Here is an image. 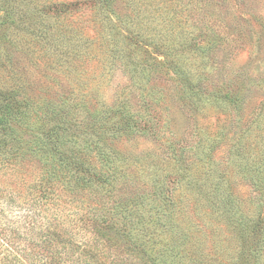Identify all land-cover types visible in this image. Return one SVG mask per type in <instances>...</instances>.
I'll use <instances>...</instances> for the list:
<instances>
[{
    "label": "rangeland",
    "instance_id": "374dc122",
    "mask_svg": "<svg viewBox=\"0 0 264 264\" xmlns=\"http://www.w3.org/2000/svg\"><path fill=\"white\" fill-rule=\"evenodd\" d=\"M0 48L23 112L22 144L0 149V264L94 262L83 242L131 264H264V0H0ZM53 128L95 148L81 156L107 190L27 150ZM119 201L156 226L136 251L100 226Z\"/></svg>",
    "mask_w": 264,
    "mask_h": 264
},
{
    "label": "trees",
    "instance_id": "16d2710c",
    "mask_svg": "<svg viewBox=\"0 0 264 264\" xmlns=\"http://www.w3.org/2000/svg\"><path fill=\"white\" fill-rule=\"evenodd\" d=\"M178 50L177 47L174 45H170V51L166 54L167 56L173 55L175 57H178L177 59H180L179 57H182L183 55L180 56L178 53H173V51ZM0 51L1 48H0ZM205 54V53H204ZM1 57V56H0ZM180 62V61H179ZM177 62V63H179ZM145 66V63H143ZM191 93H193V96H196L198 99H205L202 93L198 91V89H194L192 91V87H190ZM17 92L15 90H9L8 92H3L2 90L0 91V102L3 103L2 106H0V149H5V147L10 146L12 142L14 143L17 140H21V135L18 133V131L12 127L11 121L13 119L16 120L20 115H22V110L20 108L19 104H15V97H16ZM12 116H14L12 118ZM23 116V115H22ZM70 129V128H69ZM65 131L62 134H59L56 131V128H53V130H49L48 132H44V135L40 141H34L33 143L28 144V151L35 152V151H40L42 152L41 155L44 154V152H48L51 155H55L58 159H56L57 162L59 160L63 164L65 168L68 167H74L76 170L80 171V174H85V173H91L92 177H85L84 179L87 180V182L91 183L93 188L96 187V185H99V187H96L100 192H103L104 190H107V184L108 180H103L98 174L92 173L90 171V167L86 165V161L84 160L85 156H81V154L84 155V153L81 152V150H85L88 154H91L93 150L95 149L94 147L91 148L90 145L86 146L88 147L87 149H81L79 148L78 145L75 144L77 141L76 134H72V132ZM56 132L59 134V137L57 136ZM64 137H68V139H65ZM103 141V140H102ZM16 144H22V142H16ZM104 144V141H103ZM23 145L17 146V147H22ZM44 151V152H43ZM100 152V156L106 160H108V155L105 150H98ZM60 163V162H59ZM258 170V169H257ZM264 171L258 173L257 175H263ZM263 177V176H259ZM264 178V177H263ZM257 179V178H256ZM87 182H80L79 181V186L86 187L89 186ZM258 182V181H257ZM112 185V183L110 184ZM259 187L263 189L262 193H264V182L259 180ZM90 187V186H89ZM120 202V204H119ZM117 204L114 203V207L112 208L111 216H105L100 224L102 228L105 229V232L108 231H115L117 234V238L120 241H125L128 240V242H133V237H132V232L135 231L136 229L138 230V226L142 223V225H153V222L148 219H140L141 214H139V211H137L136 208V203H133L130 208H125L123 210L122 207H124L126 204L122 201H119ZM121 208V209H119ZM260 213H264V206L261 207ZM142 212V211H141ZM126 213H130L131 215H126ZM80 221L86 222L88 219H85L84 215H79ZM119 224L121 225L119 227ZM264 225V218H259L256 223H254L255 226L258 225ZM155 225L153 227H143L144 230L147 232H144V234H150L154 232L155 230ZM107 229V230H106ZM83 230L85 229H80L77 230L78 234H83ZM95 236L100 234H105L104 231H101L99 228H95ZM73 230L69 229L65 224H62L60 228H57L56 230L52 231L49 233L51 238L49 237L50 240H48V244L52 246V243L54 240L60 239L62 242L61 244V251L62 249L67 250L68 247L70 246L69 244L72 243L73 241V236H72ZM248 237L247 239L251 237L250 231L246 233ZM152 239V238H151ZM154 240H157L156 238ZM254 239H252L253 241ZM47 239L44 241L46 242ZM135 242V241H134ZM129 246V248L133 249V251H136V248H140L142 244H145L143 241L140 243L135 242ZM156 241H153L155 245ZM259 242H263V240H259ZM84 244H77L76 243V248L80 249L81 252L79 253L80 255L85 254V256L88 258L90 257L91 260H94V262H89L86 264H131V262L128 259H121L118 255H112L111 253L109 254H101V250L99 247H92L88 243L83 242ZM198 249V248H197ZM197 249L194 251L190 252L189 257H190V262L192 261L191 255H194L197 253ZM256 251H258V245L254 248ZM254 251V255H255ZM69 255L68 253L65 252V257ZM239 259L242 261L243 264H251L250 260L248 259V256H245V251H240L239 254ZM103 257V258H102ZM256 258V264H257V257ZM64 259V258H62ZM69 261V262H67ZM153 263L155 262V257L152 260ZM189 262V263H190ZM78 264V261L76 259H73V254H72V260L71 258L63 260V263L60 261H54L52 259L49 261L47 264ZM174 264H182L184 262H178L174 261ZM172 264V263H171ZM255 264V262H254Z\"/></svg>",
    "mask_w": 264,
    "mask_h": 264
}]
</instances>
